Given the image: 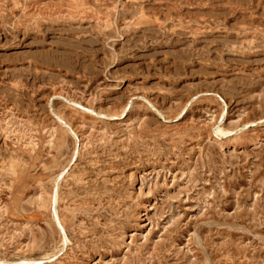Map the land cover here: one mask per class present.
Returning <instances> with one entry per match:
<instances>
[{
	"label": "rangeland",
	"instance_id": "1",
	"mask_svg": "<svg viewBox=\"0 0 264 264\" xmlns=\"http://www.w3.org/2000/svg\"><path fill=\"white\" fill-rule=\"evenodd\" d=\"M0 264H264V0H0Z\"/></svg>",
	"mask_w": 264,
	"mask_h": 264
},
{
	"label": "bare ground",
	"instance_id": "2",
	"mask_svg": "<svg viewBox=\"0 0 264 264\" xmlns=\"http://www.w3.org/2000/svg\"><path fill=\"white\" fill-rule=\"evenodd\" d=\"M62 121V120H61ZM70 128V127H69ZM58 190V189H57ZM58 196V195H57ZM58 197L55 199V204L54 205H56L57 204V202H58ZM63 229V228H62Z\"/></svg>",
	"mask_w": 264,
	"mask_h": 264
}]
</instances>
